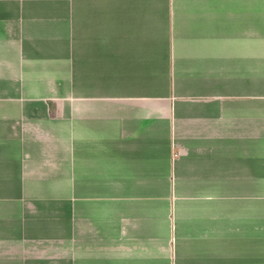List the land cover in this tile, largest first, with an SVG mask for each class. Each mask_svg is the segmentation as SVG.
Masks as SVG:
<instances>
[{
  "label": "crops",
  "instance_id": "0c3cea01",
  "mask_svg": "<svg viewBox=\"0 0 264 264\" xmlns=\"http://www.w3.org/2000/svg\"><path fill=\"white\" fill-rule=\"evenodd\" d=\"M0 264H264V0H0Z\"/></svg>",
  "mask_w": 264,
  "mask_h": 264
}]
</instances>
